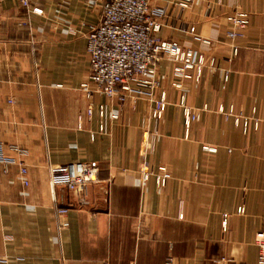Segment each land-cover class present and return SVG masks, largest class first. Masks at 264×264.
I'll return each instance as SVG.
<instances>
[{
    "label": "crops",
    "instance_id": "obj_1",
    "mask_svg": "<svg viewBox=\"0 0 264 264\" xmlns=\"http://www.w3.org/2000/svg\"><path fill=\"white\" fill-rule=\"evenodd\" d=\"M106 1L0 4V146L29 169L26 186L18 164L0 161V257L9 264H258L264 0H191L184 8L180 0H150L167 11L162 38L205 58L200 80L181 87L174 62L161 60L155 98L165 93L168 105L160 120L147 97L122 106L82 88L91 74L88 34ZM237 10L250 24L229 38L227 16ZM191 26L210 43L190 36ZM186 107L199 116L189 127ZM83 161L100 168L87 193L53 186V167ZM146 164L168 168L166 187L143 181Z\"/></svg>",
    "mask_w": 264,
    "mask_h": 264
},
{
    "label": "built area",
    "instance_id": "obj_2",
    "mask_svg": "<svg viewBox=\"0 0 264 264\" xmlns=\"http://www.w3.org/2000/svg\"><path fill=\"white\" fill-rule=\"evenodd\" d=\"M7 0H0V4ZM25 7L30 0H19ZM191 0H180V6L186 7ZM33 12L43 13L34 8ZM166 8L154 6L150 0H107L98 25L93 26L88 34L87 53L90 63V78L83 82L82 88L89 96L99 94L110 100H117L124 105L132 96L147 97L155 102L153 116L160 120L167 108L165 93L155 98L156 91L161 88L159 64L168 56L174 62V85L182 86L183 80L199 81L205 58L198 52L186 48L178 40H167L160 35L166 15ZM232 28L228 30L229 38L243 36L250 24L247 12L234 11L227 16ZM187 33L197 41L210 43L198 33L195 26L189 27ZM214 62L211 61V64ZM185 105V98H181ZM92 114V110H89ZM187 127L198 120L199 116L189 107L185 108ZM101 116L106 115V106L100 105ZM117 117V116H114ZM236 117V124H240ZM248 122H245V126ZM214 150V148H210ZM0 161L18 164L23 184L29 185V169L25 161L5 156L0 146ZM99 165L95 162H72L61 164L52 169V184L64 185L80 194L87 193L89 187L99 180ZM145 183L154 180L159 188L166 187L171 174L164 165L154 167L146 164L142 168ZM245 208L240 206L239 213ZM224 229L228 226V214L224 215ZM259 245L258 264H264V231L257 234ZM10 259L0 257V264H9ZM166 264H174L169 259Z\"/></svg>",
    "mask_w": 264,
    "mask_h": 264
}]
</instances>
